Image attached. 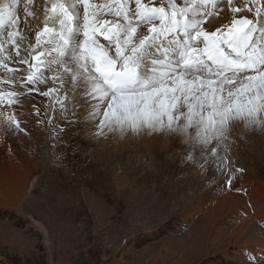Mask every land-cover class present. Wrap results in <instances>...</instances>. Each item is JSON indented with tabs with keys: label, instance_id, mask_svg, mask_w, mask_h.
Here are the masks:
<instances>
[{
	"label": "snow or ice",
	"instance_id": "1",
	"mask_svg": "<svg viewBox=\"0 0 264 264\" xmlns=\"http://www.w3.org/2000/svg\"><path fill=\"white\" fill-rule=\"evenodd\" d=\"M222 3L231 19L209 32L203 24ZM40 7L37 0L0 3V107L10 109L0 119L14 135L28 134L13 108L23 107L21 96L35 91L63 107L66 84L92 109L97 135L178 134L199 146L200 158L190 152L185 160L204 171L210 156L223 161L218 147L235 122L264 132L261 0H42V20ZM28 18L38 21L30 32ZM49 79L54 86L40 92Z\"/></svg>",
	"mask_w": 264,
	"mask_h": 264
},
{
	"label": "rangeland",
	"instance_id": "2",
	"mask_svg": "<svg viewBox=\"0 0 264 264\" xmlns=\"http://www.w3.org/2000/svg\"><path fill=\"white\" fill-rule=\"evenodd\" d=\"M217 9L223 11L209 18L221 17L217 24L224 25L229 7L222 3ZM80 11L82 15V5ZM19 12L24 15L22 4ZM207 26L212 27L208 20L203 24ZM64 105L65 113L59 103L55 113L48 114V123H55L51 138L33 143L43 148L42 163L43 153L31 155L28 140L8 142L9 131L0 119V147L7 149L0 151V186H13L10 196L0 192V264H251L244 250L264 249V132L254 127L249 131L243 124L233 126L218 147L223 161L210 156L204 171L185 160L190 152L200 158L199 146L193 150L178 134L170 135L173 146H154L150 153L144 142L155 144L158 134L150 133L145 139L137 133L135 139L110 142L108 130L97 135L99 121L87 112L84 122L92 129L80 136L72 129L76 124L70 101ZM16 110L25 115L19 106ZM94 136L98 144L106 145H89ZM7 145L16 154L8 152ZM7 153L21 166L20 172L10 171L8 163L13 162L6 159ZM28 154L37 163L34 169L25 161ZM119 179L125 188L117 184ZM229 193L242 196L244 203L238 200L234 205L241 209L220 215L208 228L206 211ZM250 206L261 214L249 212ZM251 217L256 222L250 233L229 238L244 218ZM201 239L202 250L195 255L191 242ZM238 251L244 252L242 257ZM252 255L260 264L263 254Z\"/></svg>",
	"mask_w": 264,
	"mask_h": 264
},
{
	"label": "bare ground",
	"instance_id": "3",
	"mask_svg": "<svg viewBox=\"0 0 264 264\" xmlns=\"http://www.w3.org/2000/svg\"><path fill=\"white\" fill-rule=\"evenodd\" d=\"M6 1L5 0H0V3H5ZM97 2L98 3H103V2H105V0H97ZM264 4V3H263ZM39 5H41L42 6V0H41V3L39 4ZM82 10H83V8H82ZM42 11H43V8L42 7H40V14H41V17H42ZM21 12V11H20ZM19 12V15L21 16V17H23V15L21 14ZM222 13H224V12H222ZM221 13V14H222ZM220 14V15H221ZM248 15H251V14H248ZM82 16V15H81ZM218 17V16H217ZM226 20H228V18H229V20L231 19V12L229 11V13L227 12L226 13ZM224 17V18H225ZM42 19H43V17H42ZM220 20H222L221 19V17H220V19H218V18H216L215 16L213 17V18H209L208 19V24H211L212 25V27L211 28H208V26L205 28L206 30H213V31H215L218 27H220V26H222V25H218L217 24V22H219ZM228 20V21H229ZM38 23V21L37 20H33L32 18L31 19H29V27L28 28H26L25 29V31H31L32 30V26L33 25H35V24H37ZM222 24V23H221ZM22 27H23V25H21ZM42 26V25H41ZM22 55H24V53H22ZM30 60H31V58H29ZM11 66H14V67H20V68H24L25 66L24 65H11ZM53 67H55V66H53ZM44 72H45V75L46 76H48V77H50L52 74L51 73H49V72H47V70L45 69L44 70ZM24 73H17V76H20V75H23ZM54 85L51 83V80L49 79V82H48V84L47 85H45V84H38L37 85V87H38V89H39V91L40 92H43V91H47V89L49 88V87H53ZM5 89H7V88H9L10 86L9 85H4L3 86ZM16 88H17V90H19V91H23V89L20 87V85L19 84H17L16 86H15ZM28 87H32V85H28ZM56 87H58V85H56ZM67 92V95H68V99L67 100H65V102H67L68 101V103H69V101H70V104L72 105V107H73V111H72V115L73 116H71V117H73L74 118V122H75V126H73V128L72 129H74L73 131H77L78 133H79V135L81 136V135H85V133H87V135L89 134V131H90V129H92V127L91 126H89V125H86L85 124V122H84V120L86 119V120H88V117L87 116H85V114L88 112V113H90L91 111H92V109H90V107L88 106V104H86L85 103V101H84V99L83 98H81L79 95H76V96H73V94H72V91H71V89H70V85L69 84H66L65 85V87L64 88H62L61 90H60V92H59V95L61 96V97H63L64 95H65V93ZM20 100L21 101H23V107H20V109H22V110H24L25 111V115H21L20 114V112L18 111V110H16V106L14 105L13 106V108L15 109V112H16V115L22 120V121H24V123H22V127H25L26 128V130H27V133L28 134H24V133H18V134H13V132L12 131H9V132H11L12 133V135H14V138L13 137H11L10 138V136H9V132L7 133V135H6V139L8 140V142L11 144L12 142H10V141H12V140H14V139H18L19 141L18 142H22V141H25V140H28V141H26L27 142V144H30V146H27L26 148L27 149H29L30 150V154L31 155H37V154H39V153H41L42 151H43V148H41V147H38L37 145H39L38 144V142L36 141V139L37 138H40V140L41 139H43V143H45V140H48V139H50L51 138V136L53 135V132L51 131L52 129H54L53 128V126H55V123H52V124H49L48 122H49V120H48V114L51 112V111H53L54 110V113H55V111H56V108H57V105L59 104V103H54L53 104V102L52 101H50V99H49V97H45V96H42V95H40L38 92H32L30 95H25V96H21L20 97ZM50 104H52V106L50 107L49 105ZM32 105H35V108H37V109H39L40 110V112H39V115H37V113H36V110L32 107ZM65 106V105H64ZM64 106H63V108H61V110H62V113H65V109L66 108H64ZM70 106V105H69ZM68 107V106H67ZM69 108V107H68ZM10 109H8V107H7V105H6V103H5V105L3 106V109L2 110H0V113H3V112H6V111H9ZM69 111H71L70 109H69ZM2 120V119H1ZM3 121V120H2ZM38 121H41V122H39L38 123ZM95 123V122H94ZM79 124H80V126H79ZM243 123L242 122H235L234 123V126H241ZM4 125V128H7V125H5V124H3ZM47 126L50 128V132L48 131V128H47ZM58 126V125H57ZM107 130V129H106ZM6 131H8V130H6ZM92 131V130H91ZM94 131V130H93ZM109 132V131H108ZM10 133V134H11ZM70 133V132H69ZM110 134H113V137L114 138H111L110 137ZM138 134H140L139 136H141L142 138H145V139H148V137H149V135H150V133L147 131V130H144V131H141V132H139ZM156 134H158V136H154L155 137V140H156V142H155V144H152V143H150V142H148V141H145L144 142V146H145V149H146V151H148V152H150V153H152V151H149L148 149L149 148H153L154 146H161V147H169V146H171L170 144H172V146H173V142H174V139L173 138H171V134H168V133H156ZM173 136H175L176 134H172ZM92 136V135H91ZM108 138H109V141L111 142L112 140H115L116 142H120L121 140H123V139H126V138H129V139H135L136 137H137V134H134V133H132L131 131H128V132H125V133H120V132H118V131H112V132H109L108 133ZM85 137V136H84ZM83 137V138H84ZM89 137V136H88ZM86 138V137H85ZM95 138H97V137H95L94 136V139H90V140H88L87 141V143L90 145V143H92L93 144V146L94 145H101V146H104V145H106V143L103 145V144H98V141L95 139ZM178 138H180L179 136H178ZM88 139V138H87ZM10 140V141H9ZM39 140V141H40ZM180 140H181V138H180ZM42 141V140H41ZM40 141V142H41ZM104 141H108L107 139L106 140H104ZM36 143L37 145H35V144H33V143ZM109 142V143H110ZM5 143V142H4ZM108 143V144H109ZM12 145V144H11ZM23 145V144H22ZM47 145L48 144H44V146L45 147H47ZM71 145V144H70ZM179 145V144H178ZM18 146H20V145H18ZM49 146V145H48ZM64 146H66V145H64ZM73 146V145H72ZM5 148H9L8 147V145L7 146H5ZM66 148V147H65ZM69 148V147H68ZM27 149H25L26 151H27ZM2 150H5L4 149V147L2 148V147H0V151H2ZM7 150V149H6ZM5 150V151H6ZM14 150V151H13ZM55 150V149H54ZM24 151V150H23ZM68 151V150H67ZM164 151H166V150H164ZM4 152V151H3ZM7 152V151H6ZM8 152H10L11 154H16V152H15V148H13L12 150L9 148V150H8ZM25 152V151H24ZM28 152V151H27ZM65 152V151H64ZM72 153H73V151H71ZM147 152V153H148ZM43 153V157L42 158H40V161H41V163L44 161V159L46 158L45 157V155H44V152H42ZM48 153V152H47ZM75 153V152H74ZM100 153V152H99ZM150 153H149V155H150ZM4 154V153H3ZM30 154H28L27 155V157H25V161H28L30 164H32L33 166V169L34 168H36L37 167V163H34L35 161L33 160H31L30 158H31V155ZM66 154H68V152H66ZM92 154V153H91ZM6 155V159L7 160H12V162L13 163H8V165H9V168H10V171H12V173L13 174H16L17 172H20L18 169L19 168H21V166H19L18 165V163L15 161V159L13 158V157H11L10 155H8V153L7 154H5ZM48 155V154H47ZM77 155H79V154H77ZM155 155V154H154ZM153 155V156H154ZM170 156H171V154H169ZM13 156V155H12ZM91 156H93V159H94V157L96 156H94L93 154L91 155ZM152 156V157H153ZM156 156H157V154H156ZM151 157V158H152ZM172 157V156H171ZM19 158L20 159H23V153L22 152H19ZM81 158V157H80ZM150 158V159H151ZM154 158V157H153ZM170 159V158H169ZM95 160H97V158L95 159ZM158 160V159H157ZM163 160V159H162ZM83 162V161H82ZM85 162V161H84ZM34 163V164H33ZM84 165V164H83ZM80 166H82V165H80ZM84 167V166H83ZM27 168V167H26ZM28 168H29V166H28ZM154 168V167H153ZM83 169V168H82ZM122 170H124V169H120L119 170V172L120 171H122ZM151 171V170H150ZM81 173V172H80ZM120 176H122L121 174H119ZM161 175H163V174H161ZM165 175V174H164ZM109 176V175H108ZM162 177V176H161ZM115 181H117V180H115ZM117 184H120L121 186H122V182L120 181V179L117 181ZM181 185V184H180ZM6 187V186H5ZM5 187H3L2 189H1V191H5ZM12 188V186H11V184H8V190H9V188ZM122 187H124V185L122 186ZM184 187V186H183ZM0 188H1V186H0ZM10 188V189H11ZM125 188V187H124ZM180 189H182L181 187H180ZM17 191V190H16ZM7 192L8 191H6V192H4V193H6L7 194ZM11 192V191H10ZM220 200H222V201H217L216 202V204H214L213 205V207H212V209L211 210H208V211H206V215H205V217H207V219H208V228L210 227V224H211V222H213L217 217H219L220 215H223V214H226L227 212H231V214L233 213L232 211H236V209H241V207H234V205L236 204V202L238 201V200H242L243 201V203H244V200L242 199V196H239V195H237V194H232V193H229V194H226L224 197H222ZM243 205V204H242ZM247 208V207H246ZM248 211L250 212H254L255 214H256V216H258V215H260L261 214V212H258L257 211V208H256V206H254V207H249L248 208ZM248 212V213H249ZM236 213V212H235ZM263 216H264V214H263ZM237 217V216H236ZM240 218V217H239ZM219 219V218H218ZM259 219H261L262 220V217H259ZM217 220V219H216ZM235 220V219H234ZM254 222H256L254 219H252V217L251 218H244V224H242V225H239V227L237 228L238 230L237 231H235V232H233V233H231L230 235H229V238H232V239H234V237L236 236H239V237H242L243 238V236H245L246 234H248V233H250V231H251V227H252V225H253V223ZM261 222V221H260ZM258 223V222H257ZM261 223H263V222H261ZM244 225V226H243ZM264 225V224H263ZM203 228H205V227H203ZM207 230L206 229H203V232H206ZM236 240H237V238H236ZM258 240V239H257ZM186 243V242H185ZM257 243H259V242H257ZM264 243V242H263ZM182 244H183V242H182ZM203 244H204V242L202 241V239H201V242L200 243H195V242H191V247H190V249H191V251H192V253L193 254H195L196 255V252L198 251V250H202L201 249V247H203ZM260 244V243H259ZM261 245V244H260ZM184 246V245H183ZM264 247V245L262 244V247L261 248H263ZM186 248V247H185ZM250 249V248H249ZM250 251H251V253L252 254H255V253H261V255L263 254L264 255V249H262V250H256V247L255 248H251L250 249ZM187 253V252H186ZM243 251H238L237 252V255H240L241 257L243 256ZM247 256V255H246ZM259 258V257H258ZM183 264V263H182Z\"/></svg>",
	"mask_w": 264,
	"mask_h": 264
},
{
	"label": "crops",
	"instance_id": "4",
	"mask_svg": "<svg viewBox=\"0 0 264 264\" xmlns=\"http://www.w3.org/2000/svg\"><path fill=\"white\" fill-rule=\"evenodd\" d=\"M17 183H18V181H17V179L15 180ZM3 183H4V180H3ZM2 186H1V188H0V192H2L1 191V189L3 188V187H5V191L4 192H6V191H8L7 192V194L6 193H4L5 195H8V196H10V194H11V192H10V188H9V190L7 189L8 188V185H3V184H1ZM12 188H13V186H12ZM14 192H15V190H14ZM14 194V193H13ZM13 198V197H12ZM16 198V196L14 197V199ZM16 200V199H15ZM13 204H14V202H13ZM11 205V204H10Z\"/></svg>",
	"mask_w": 264,
	"mask_h": 264
}]
</instances>
